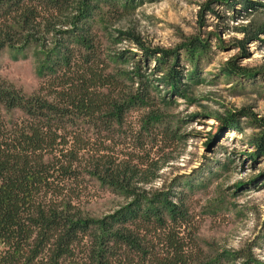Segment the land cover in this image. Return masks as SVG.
Returning a JSON list of instances; mask_svg holds the SVG:
<instances>
[{"label": "trees", "instance_id": "trees-1", "mask_svg": "<svg viewBox=\"0 0 264 264\" xmlns=\"http://www.w3.org/2000/svg\"><path fill=\"white\" fill-rule=\"evenodd\" d=\"M96 8L92 0H0V52L43 46L34 92L0 78V264H230L239 256L200 247L187 179L154 187L161 167L145 141L162 118L149 112L136 126L126 123L130 112L151 106L149 87L135 89L141 75L116 67L122 54L101 53ZM259 27L242 31L254 37ZM196 41L189 43L195 64L205 47ZM179 76L172 67L160 82L177 92ZM14 111L21 115L8 119ZM170 128L159 134L170 138ZM251 144L264 153V130ZM97 185L123 202L92 214L86 202ZM241 264L264 263L248 256Z\"/></svg>", "mask_w": 264, "mask_h": 264}, {"label": "rangeland", "instance_id": "rangeland-1", "mask_svg": "<svg viewBox=\"0 0 264 264\" xmlns=\"http://www.w3.org/2000/svg\"><path fill=\"white\" fill-rule=\"evenodd\" d=\"M92 1L101 53L122 54L116 67L141 75L135 89L141 82L149 87L151 106L130 112L126 123L136 126L149 112L162 118L157 134L145 141L150 159L161 167L154 187L186 178L203 251L239 256L230 264H241L248 256L264 263V153L258 155L251 144L264 130L259 126L264 124V29L254 37L242 31L255 24L264 27V0H248L253 7L247 10L241 0L232 6L225 0ZM121 32L138 37L140 44ZM195 39L205 44L196 64L189 50ZM42 47L4 48L0 78L34 92L41 83ZM165 52L168 64L160 69L157 59ZM172 67L180 73L177 92L160 82ZM227 67L241 76L227 77ZM20 115L14 111L8 119ZM166 124L171 127L167 139L159 134ZM88 193L86 205L94 215L123 202L98 185Z\"/></svg>", "mask_w": 264, "mask_h": 264}]
</instances>
